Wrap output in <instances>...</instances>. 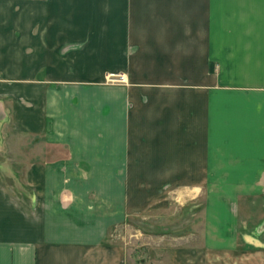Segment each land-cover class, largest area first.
Returning <instances> with one entry per match:
<instances>
[{
    "label": "crops",
    "instance_id": "1",
    "mask_svg": "<svg viewBox=\"0 0 264 264\" xmlns=\"http://www.w3.org/2000/svg\"><path fill=\"white\" fill-rule=\"evenodd\" d=\"M169 202L168 264H264V0H0V264H132Z\"/></svg>",
    "mask_w": 264,
    "mask_h": 264
},
{
    "label": "rangeland",
    "instance_id": "2",
    "mask_svg": "<svg viewBox=\"0 0 264 264\" xmlns=\"http://www.w3.org/2000/svg\"><path fill=\"white\" fill-rule=\"evenodd\" d=\"M200 208L199 204L169 202L111 229L105 243L127 247L132 264H168L173 249L188 246L201 229Z\"/></svg>",
    "mask_w": 264,
    "mask_h": 264
},
{
    "label": "built area",
    "instance_id": "3",
    "mask_svg": "<svg viewBox=\"0 0 264 264\" xmlns=\"http://www.w3.org/2000/svg\"><path fill=\"white\" fill-rule=\"evenodd\" d=\"M106 81L108 83H114V82L124 83L123 76H121V75H119V76L109 75L107 77Z\"/></svg>",
    "mask_w": 264,
    "mask_h": 264
}]
</instances>
